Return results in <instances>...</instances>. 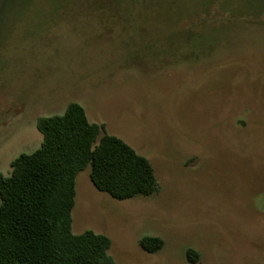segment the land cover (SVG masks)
<instances>
[{
    "label": "rangeland",
    "instance_id": "rangeland-1",
    "mask_svg": "<svg viewBox=\"0 0 264 264\" xmlns=\"http://www.w3.org/2000/svg\"><path fill=\"white\" fill-rule=\"evenodd\" d=\"M72 102L158 182L121 201L80 172L73 233L116 264H264V0H0L1 175Z\"/></svg>",
    "mask_w": 264,
    "mask_h": 264
},
{
    "label": "trees",
    "instance_id": "trees-1",
    "mask_svg": "<svg viewBox=\"0 0 264 264\" xmlns=\"http://www.w3.org/2000/svg\"><path fill=\"white\" fill-rule=\"evenodd\" d=\"M37 128L41 146L18 156L10 175L0 174V264H116L109 236L73 233L77 177L90 168L95 188L122 201L158 191L153 165L104 125L91 123L76 102L64 114L38 119ZM140 245L155 253L164 240L145 236ZM198 258L187 250L190 263Z\"/></svg>",
    "mask_w": 264,
    "mask_h": 264
}]
</instances>
